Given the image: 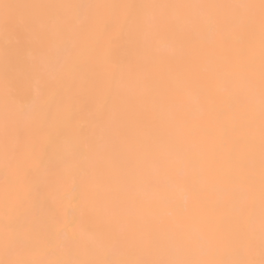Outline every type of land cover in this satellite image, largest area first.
Listing matches in <instances>:
<instances>
[{"label":"bare ground","instance_id":"obj_1","mask_svg":"<svg viewBox=\"0 0 264 264\" xmlns=\"http://www.w3.org/2000/svg\"><path fill=\"white\" fill-rule=\"evenodd\" d=\"M0 264H264V0H0Z\"/></svg>","mask_w":264,"mask_h":264}]
</instances>
